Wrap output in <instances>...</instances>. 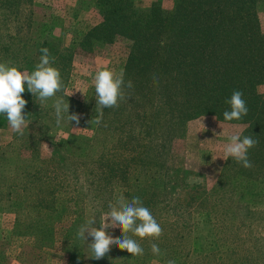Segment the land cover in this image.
<instances>
[{
    "label": "trees",
    "instance_id": "trees-1",
    "mask_svg": "<svg viewBox=\"0 0 264 264\" xmlns=\"http://www.w3.org/2000/svg\"><path fill=\"white\" fill-rule=\"evenodd\" d=\"M34 1L0 0V62L10 61L9 66L31 73L40 62V49L46 47L55 57L52 66L60 71L65 88L76 53L89 51L99 43L111 45L123 41L130 45L123 73L125 81L131 80L133 87L125 89L126 98L118 108L103 109L100 124V133H110L120 123L118 117L124 119L115 142L126 153L119 158L113 146L107 154H96L93 162L104 176L105 190L112 195L102 197L100 193L102 207L110 209L109 203L115 204L120 195L128 201L139 197L162 227L163 234L157 240L128 233L144 249L142 256L133 257L134 264L151 261L167 264L168 260L176 264H264V250L254 237L256 228L251 222L264 224V92L260 91L264 88V29L259 0H174L169 10L158 2L142 9L137 0H95L102 22L68 46L52 20H35L31 10ZM33 43H39L36 53L31 51ZM25 89L22 93L27 101L25 118L35 124L42 136L55 128L44 126L50 115L55 116V99L63 97L69 103V115L75 113L74 100L65 97L64 90L41 104L27 91L26 84ZM234 90L243 93L249 111L240 120L225 121L224 111L231 110L226 101ZM201 117L245 126L249 136L258 141L248 151L253 167L244 168L230 158L217 185L195 212L190 210L194 206L191 197L178 200L187 218L171 222L157 219L151 205L154 199L159 200L167 192L170 195L172 190L179 191L169 179L175 168L170 166V152L178 140L186 137L187 124ZM5 119L6 116L0 115V127ZM53 119L56 122V117ZM142 137L147 143H143ZM36 142L31 145L35 146ZM63 146L64 143L54 145L52 159L56 170L63 161L62 156L59 158ZM130 150H139L140 156L130 158L126 155ZM32 159V163L19 160L14 176L5 178L0 189L9 190L10 196L21 197L24 205H33V213L46 220L22 224L33 235L27 229L18 236L33 240L35 248L38 245L51 250L58 243L55 226L66 217L71 199L60 196V190L47 182L51 179L48 171L52 169L37 165L40 161L37 154ZM133 164H140L143 174L145 171L157 174L153 187L147 188L146 176L131 179L129 171ZM180 180L185 182L187 178L184 175ZM120 186L128 191L121 192ZM75 213L76 220L64 233L62 244L71 264H82V244L75 238L79 227L86 222L85 211L78 207ZM213 216L221 222L213 223ZM244 218L250 221L238 223L241 227L237 229L233 223ZM242 228H248L247 235L252 236L253 252L248 250V254L239 257L232 253L224 258L244 242L237 235ZM218 236L223 244L221 259L217 250L220 246L216 244ZM152 243L159 246L161 255L152 253ZM116 248L113 246L107 257L95 264H115L114 259L120 258L111 256ZM123 258H131L130 253L124 250Z\"/></svg>",
    "mask_w": 264,
    "mask_h": 264
},
{
    "label": "rangeland",
    "instance_id": "rangeland-1",
    "mask_svg": "<svg viewBox=\"0 0 264 264\" xmlns=\"http://www.w3.org/2000/svg\"><path fill=\"white\" fill-rule=\"evenodd\" d=\"M173 1L137 0L138 6L142 9H148L153 3L158 2L165 10L172 8ZM31 10L35 20L53 21V24L56 25V32L64 39L66 46L72 40H81L85 32L102 22V16L95 7V0H35ZM258 11L264 29V0L258 1ZM37 50H39V43H33L31 45L32 53H36ZM129 50L130 45L127 42L117 41L111 45L95 44L91 50L75 54L68 83L64 88V96L74 100L75 113L80 116L78 125L75 121L70 123L64 121L63 125L57 126L53 119L55 116L50 115L44 126H55V128L48 129L44 136L28 119L27 121L30 123L24 129L22 136L11 129L7 118L0 127V186L5 178L14 176L19 160L32 163V156L37 154L40 160L37 165L45 170L52 169L48 171L51 179L47 182L52 185V188L60 190V196L71 199L68 208H66V217L61 218L55 226L58 238L55 249L43 250L38 245L35 248L33 240L25 238L23 235L18 236V233L28 229L22 225L24 223L45 222L46 220L36 215L37 213H33L31 209L33 205L30 203L24 205L21 197L10 196L9 190L0 189V264H71L70 257L66 254L62 244V238L76 220V209L78 207L84 209L85 220L96 216V223L93 226L97 228L100 227V219L110 212V209L102 207L100 193L102 197H107V194L111 195V193L105 190L107 187L104 176H102V172L98 171V166L93 161L96 154L98 156L107 154V150H111L113 146L119 158L121 154L126 153L115 142V137L120 133L124 119L121 116L118 117L117 121L120 123L116 124L110 133H100V125L90 123L97 116L94 77L98 71L105 69L117 74L123 72ZM19 70L25 71L24 69ZM260 91L264 92V88H261ZM72 112L74 111L72 110ZM235 133H239L241 138L249 136L245 126L219 122L214 117H201L187 124L186 137L178 140L170 152V166L175 168H172L174 171L169 179L179 191L172 190L170 195L167 192L159 200L154 199V204L151 203V205L152 209L156 211L157 219L171 222L177 218H187V214L178 206V200L192 197L194 202V206L190 209L192 212L196 207L205 203L208 194L217 185L224 166L231 158L228 157L227 160L223 158V149L230 142V135ZM52 137L53 140H50ZM143 139L145 140L143 143H147V139L145 137ZM34 140L37 142L35 146H32L31 143ZM60 143H64L61 149L62 155H59V158L62 156L63 161L60 162V166L56 170L52 154L54 145ZM139 152V150L134 152L130 150L126 155L130 158H138ZM139 166L140 164H133L129 171L131 179H136L137 175L146 176L147 188L150 189L154 185L157 174L153 175V172L147 171L143 174ZM184 175L187 180L182 182L180 179H183ZM119 189L121 192L128 191L124 186H120ZM118 192L117 190L114 195L117 196ZM185 204L190 206L187 201ZM212 221L217 224L221 222V219L213 216ZM244 221L249 222L250 219H236V223L233 224L239 229L241 225L238 223L248 224L243 223ZM79 222L82 223L80 220ZM251 222L256 228V232L253 233L254 237L260 241L264 250L262 243V241L264 242V230L262 229L264 224L258 225V221L254 222V220ZM218 229L220 230V228ZM247 229L242 228L238 231V237L244 242L239 243L238 246L226 253L224 258H229L232 253L239 257L248 254V250L253 252L252 236L248 237ZM30 231L28 229L27 232ZM108 234L114 238H122L119 228L108 229ZM32 235L33 232L30 236ZM75 239L82 244V264L100 263V260L92 258L93 253L88 245L92 242L91 237H88L84 244L78 236ZM216 241V244L220 246L217 249L218 258L221 259L223 244L219 236L216 237ZM121 254H124V250L122 251L118 247L112 252L111 256H120L119 259L118 257L114 259L115 264L135 263L131 254V258L127 259H121ZM150 264L160 263L151 261Z\"/></svg>",
    "mask_w": 264,
    "mask_h": 264
},
{
    "label": "clouds",
    "instance_id": "clouds-1",
    "mask_svg": "<svg viewBox=\"0 0 264 264\" xmlns=\"http://www.w3.org/2000/svg\"><path fill=\"white\" fill-rule=\"evenodd\" d=\"M42 53L40 62L31 73L20 71L14 66H9L11 62H0V115L7 118L11 129L18 135L24 134V129L30 122L27 121L24 109L27 101L23 98L25 84L27 91L32 93L41 104L57 93L64 90V84L60 71L52 66L55 57L51 55L48 48L40 49ZM94 86L96 93L97 116L90 123L100 125L104 108H118L120 102L126 98L125 89L133 87L132 81H125L124 73H114L110 70H100L95 74ZM243 93L234 90L231 98L226 101L230 105V111H224L225 121L240 120L248 114V107L242 98ZM57 126L67 120L69 123L75 121L78 125L80 116L77 113L69 115V103L63 97L55 99L53 103ZM229 143L224 147V159L233 158L244 168L253 167L248 158V151L254 148L258 141L251 136L241 138L239 133L230 135ZM110 212L100 219V227H94L96 216H92L81 225L77 231V236L83 241L88 237L92 238L89 247L92 250V258L101 260L113 246L120 250H126L132 257L142 256L144 249L128 233H132L141 239H159L163 230L147 207L143 206V201L139 197H133L131 201L120 195L116 203H109ZM119 228L122 238H114L108 234V229ZM87 233V235H85ZM151 251L154 255H161V250L156 243L151 244ZM167 264H176L174 260H168Z\"/></svg>",
    "mask_w": 264,
    "mask_h": 264
}]
</instances>
